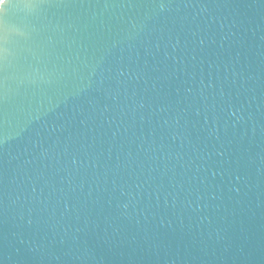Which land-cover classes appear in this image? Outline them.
I'll return each mask as SVG.
<instances>
[{
    "label": "water",
    "instance_id": "1",
    "mask_svg": "<svg viewBox=\"0 0 264 264\" xmlns=\"http://www.w3.org/2000/svg\"><path fill=\"white\" fill-rule=\"evenodd\" d=\"M0 264H264V0L0 2Z\"/></svg>",
    "mask_w": 264,
    "mask_h": 264
},
{
    "label": "snow or ice",
    "instance_id": "2",
    "mask_svg": "<svg viewBox=\"0 0 264 264\" xmlns=\"http://www.w3.org/2000/svg\"><path fill=\"white\" fill-rule=\"evenodd\" d=\"M0 2H3V0H0Z\"/></svg>",
    "mask_w": 264,
    "mask_h": 264
}]
</instances>
